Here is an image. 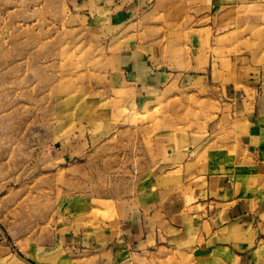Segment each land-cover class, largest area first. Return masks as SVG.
<instances>
[{
    "label": "rangeland",
    "instance_id": "374dc122",
    "mask_svg": "<svg viewBox=\"0 0 264 264\" xmlns=\"http://www.w3.org/2000/svg\"><path fill=\"white\" fill-rule=\"evenodd\" d=\"M125 52L166 82H133ZM255 84L264 0H0V264H235L227 250L134 256L95 243L147 189L165 200L243 172ZM175 135L188 159L165 165L157 147ZM60 233L89 242L65 246ZM258 253L264 264V241Z\"/></svg>",
    "mask_w": 264,
    "mask_h": 264
},
{
    "label": "crops",
    "instance_id": "0c3cea01",
    "mask_svg": "<svg viewBox=\"0 0 264 264\" xmlns=\"http://www.w3.org/2000/svg\"><path fill=\"white\" fill-rule=\"evenodd\" d=\"M147 62L143 56L125 52L120 65L133 82L156 90L166 82L167 73ZM252 88L255 91L251 100L244 98L252 112L253 125L244 171L206 175L188 193L165 200L162 191L147 189L114 221L103 225L97 247L137 256L183 244L189 245L193 253L227 250L235 264L258 263L264 241V84ZM188 147L182 138L171 136L157 147L166 150L160 162L186 163ZM56 242L76 246L89 239L60 233Z\"/></svg>",
    "mask_w": 264,
    "mask_h": 264
},
{
    "label": "bare ground",
    "instance_id": "6f19581e",
    "mask_svg": "<svg viewBox=\"0 0 264 264\" xmlns=\"http://www.w3.org/2000/svg\"><path fill=\"white\" fill-rule=\"evenodd\" d=\"M171 53H177L176 50H172ZM69 89V88H68ZM61 90V89H60ZM65 96V95H64ZM64 98L62 99L61 97L58 96V98L55 99L54 102V109L53 110H58L59 108H62V106H64V102H63Z\"/></svg>",
    "mask_w": 264,
    "mask_h": 264
}]
</instances>
